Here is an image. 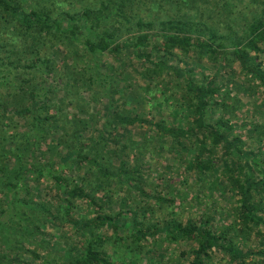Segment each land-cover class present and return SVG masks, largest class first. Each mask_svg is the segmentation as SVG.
<instances>
[{
    "label": "trees",
    "instance_id": "obj_1",
    "mask_svg": "<svg viewBox=\"0 0 264 264\" xmlns=\"http://www.w3.org/2000/svg\"><path fill=\"white\" fill-rule=\"evenodd\" d=\"M255 1L0 0V264H264Z\"/></svg>",
    "mask_w": 264,
    "mask_h": 264
},
{
    "label": "rangeland",
    "instance_id": "obj_2",
    "mask_svg": "<svg viewBox=\"0 0 264 264\" xmlns=\"http://www.w3.org/2000/svg\"><path fill=\"white\" fill-rule=\"evenodd\" d=\"M253 1H254V3H253ZM255 3H256L255 0H244V4L243 5H239V6H240V8L247 7L248 9H246V10L253 11ZM221 26H223V24H221ZM135 64H136V62H135ZM204 66L205 67H202L203 70H210L211 69L208 66L207 63H205ZM138 67H139V64H138ZM235 67L238 68V65L234 64V68ZM237 68H235L236 70L232 71V74H233V76L235 77L236 80H239L240 78L238 77V72H237L239 70ZM235 72H236V74H235ZM231 88H233L231 90L232 94L234 96H237V99L238 100L240 99L242 104L244 103L243 104V105H245L244 111L249 110L251 115H253L254 118L257 121L260 120L262 126H264V104H263V102L260 104V102L258 101L259 97L255 98V96L251 97L250 95H245V94L242 95L241 92H240V89L236 85H232ZM261 100L262 99H260V101ZM249 141H250L249 144L254 145V143H252L251 139H249ZM201 203L202 204H201L200 210L199 211H197V210L193 211L194 212L193 213L194 216H199L200 217V214H201L202 210H204V208L206 206H209V209H210L209 212H212L213 214H218L219 211H223L224 209H228L229 212L232 214L231 217L234 219V213H233L234 204H231L230 201L226 202V200L225 201L221 200L220 202H217V199H213V197H212V198H208L206 202H201ZM190 213H191V211H190ZM256 246H257L256 241L251 242V244L249 245L248 248L245 247L244 251L246 252L247 249H254V248H256ZM175 259H176V261H175ZM175 259H173V262H174L173 264H176L177 261H180V262L182 261V259H179V257H176ZM182 263H184V261H182Z\"/></svg>",
    "mask_w": 264,
    "mask_h": 264
}]
</instances>
